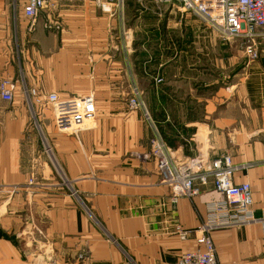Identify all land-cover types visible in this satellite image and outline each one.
<instances>
[{
  "label": "crops",
  "instance_id": "0c3cea01",
  "mask_svg": "<svg viewBox=\"0 0 264 264\" xmlns=\"http://www.w3.org/2000/svg\"><path fill=\"white\" fill-rule=\"evenodd\" d=\"M26 1L0 0V83L16 84L12 103L0 96V264H176L197 250L178 228L197 230L224 197L209 182L173 206L145 158L155 136L178 163L229 155L263 215L264 54L249 63L236 40L152 0L109 13L98 0H58L61 32L30 34ZM25 87L93 95L92 127L59 130ZM136 91L151 122L129 106ZM211 237L220 264H264L261 223Z\"/></svg>",
  "mask_w": 264,
  "mask_h": 264
},
{
  "label": "built area",
  "instance_id": "2783aa9c",
  "mask_svg": "<svg viewBox=\"0 0 264 264\" xmlns=\"http://www.w3.org/2000/svg\"><path fill=\"white\" fill-rule=\"evenodd\" d=\"M158 4L176 7L182 13H191L215 31L223 40H236L249 63L257 62L264 54V0H152ZM99 7L112 12V6H120L124 0H98ZM58 0H27L24 17L28 33L42 29L47 32H61L62 24L55 18ZM108 5V6H107ZM156 84H162L156 78ZM16 84L12 80L0 83L3 101L12 103ZM31 109L35 106H51L56 127L64 132L78 134L92 127L96 106L93 95L62 99L57 94H45L40 88L25 87ZM139 93L129 100L132 110L144 111V119L151 118ZM91 123V124H89ZM39 127V125H38ZM40 128V127H39ZM46 152L52 156L47 141L43 140ZM146 159L155 160L162 182L172 189V205L182 198L193 199L200 195L202 188L212 182L215 191L224 200L207 205V221L197 230L178 228L182 240L196 235L197 250L184 253L176 264H220L211 234L213 231L232 226L261 223L264 233V213L258 218L253 211V192L249 183L235 184V175L240 167L233 164L229 155H222L212 161L194 160L185 163L174 161L168 146L160 136L150 140V152Z\"/></svg>",
  "mask_w": 264,
  "mask_h": 264
},
{
  "label": "rangeland",
  "instance_id": "374dc122",
  "mask_svg": "<svg viewBox=\"0 0 264 264\" xmlns=\"http://www.w3.org/2000/svg\"><path fill=\"white\" fill-rule=\"evenodd\" d=\"M108 1H110V0H108ZM128 0H124V3L122 4V5H120L119 7L121 8L126 2H127ZM130 1H132V2H134L135 0H130ZM144 1V0H143ZM134 4V3H133ZM108 6V5H107ZM101 8V7H100ZM115 7H113L112 6V10L114 9ZM102 9V8H101ZM105 12V11H104ZM107 13H109V12H107ZM139 100H140V93H139ZM140 102L142 103V104H144V108L147 110V107H146V105H145V103L144 102H142L141 100H140ZM148 111V110H147ZM143 113H145L144 111H143ZM150 122H151V120H150ZM89 124H91V123H89Z\"/></svg>",
  "mask_w": 264,
  "mask_h": 264
}]
</instances>
